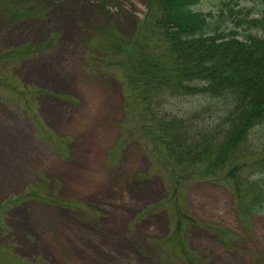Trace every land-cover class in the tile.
I'll list each match as a JSON object with an SVG mask.
<instances>
[{
  "label": "rangeland",
  "instance_id": "1",
  "mask_svg": "<svg viewBox=\"0 0 264 264\" xmlns=\"http://www.w3.org/2000/svg\"><path fill=\"white\" fill-rule=\"evenodd\" d=\"M220 1L201 0L197 9L217 16ZM39 2L43 10L0 0V264L264 259V216L240 215L221 185L192 181L173 193L140 124L126 115L124 55L104 39L126 42L150 0ZM21 6L36 16L16 18ZM16 49L24 54H6ZM206 102L174 99L166 108ZM222 229L236 249L220 242Z\"/></svg>",
  "mask_w": 264,
  "mask_h": 264
},
{
  "label": "trees",
  "instance_id": "2",
  "mask_svg": "<svg viewBox=\"0 0 264 264\" xmlns=\"http://www.w3.org/2000/svg\"><path fill=\"white\" fill-rule=\"evenodd\" d=\"M29 1L43 10L39 0ZM258 1L245 8L222 0L213 16L198 11L201 0H150L126 42L99 32L105 47L124 55L126 115L140 124L137 132L168 187L175 193L192 181L224 186L245 218L264 216V0ZM21 9L16 18L36 16ZM194 97L207 102L196 110L166 108ZM220 233L233 250L234 235Z\"/></svg>",
  "mask_w": 264,
  "mask_h": 264
},
{
  "label": "bare ground",
  "instance_id": "3",
  "mask_svg": "<svg viewBox=\"0 0 264 264\" xmlns=\"http://www.w3.org/2000/svg\"><path fill=\"white\" fill-rule=\"evenodd\" d=\"M8 145H9V143H6V144H5L6 148H8Z\"/></svg>",
  "mask_w": 264,
  "mask_h": 264
}]
</instances>
